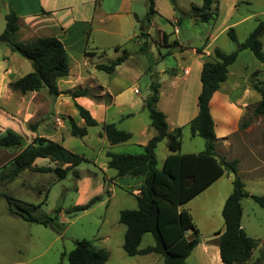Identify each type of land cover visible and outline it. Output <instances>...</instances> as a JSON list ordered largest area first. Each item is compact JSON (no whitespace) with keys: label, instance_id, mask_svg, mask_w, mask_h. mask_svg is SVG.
<instances>
[{"label":"crops","instance_id":"obj_1","mask_svg":"<svg viewBox=\"0 0 264 264\" xmlns=\"http://www.w3.org/2000/svg\"><path fill=\"white\" fill-rule=\"evenodd\" d=\"M195 1L187 0L186 10L180 6V0H175L178 9L188 20L185 24L188 35L183 34L182 20L177 17L176 9L169 7V0H155L156 14L146 36H142L138 19L145 18L149 0H0V35L5 29L6 15L14 11L18 16V30L12 35V41L27 42L55 37L68 53L70 69L68 76L58 81L60 94L57 97L50 96L46 89L21 94L13 91L11 84L33 72L32 64L7 45L0 46V132L12 130L24 140V146L16 148L8 158L12 160L26 145L38 138L54 141L70 152L85 157L92 165L93 170H72L78 178L75 189L84 197V201H79L80 206L89 201L86 196L93 199L107 195L109 205L119 203V200L127 202L126 194L135 197L144 179L119 177L116 170L108 167V154H141L156 135L146 115L148 111L144 108L150 94L152 75L160 84L157 108L166 115L169 131H182L181 154L203 152L205 140L193 136L189 126L199 112L203 65L214 58L215 49L232 53L227 50L231 49L228 46L231 42L228 35L230 29L234 30L239 43L248 38L258 21L264 19V0H214L212 8L217 11V16L208 23L190 16L192 7H201L204 2ZM240 4H256L260 10L243 15ZM166 23L175 29L176 39L173 41L164 28ZM245 25L250 27L244 32L242 40L239 32ZM143 45L146 46L144 50ZM243 52L230 66L227 80L212 96L210 112L218 139V158L238 160V176L244 182L246 191L251 196H261L256 194L255 189L264 186V117L253 116V109L262 97L253 89L251 77L259 72L256 79L264 82L261 78L264 71L260 70L264 63L254 56L259 63L255 72L252 73L248 66L236 67ZM124 53L128 54V58L113 73L98 69V66L109 65ZM139 84L142 92L135 89V85ZM78 89H89L93 95L73 98L68 94ZM77 106L88 111L97 122L82 138L85 140L92 134L94 141L85 143L81 151L72 145L76 137L71 135L69 123L70 119H74L80 127L85 125ZM248 116L252 117L250 124L241 130L242 121ZM107 124H114L119 130L130 133L132 138L125 143L111 145L103 131V126ZM91 130L94 132L91 133ZM164 142L166 153L161 160V168L172 154L168 148L169 141L166 139ZM156 156L159 165L158 150ZM55 166L47 159H37L34 163L36 168ZM82 172H85V178L80 176ZM98 175L101 181L97 180ZM233 180L234 176L225 172L185 205L200 233L198 246H203L204 264H222L219 240L225 230L224 219L222 217L223 222L217 226L203 230L187 205L199 196L216 191L219 195V214L222 216L225 202L233 190ZM249 184L252 186L249 187ZM122 193L123 198L120 196ZM125 209H134V206L118 208V216ZM242 211L243 221V201ZM60 219L64 222L61 214ZM212 222L210 217L205 220L206 225H212ZM187 237L193 238L192 231L187 232Z\"/></svg>","mask_w":264,"mask_h":264},{"label":"trees","instance_id":"obj_2","mask_svg":"<svg viewBox=\"0 0 264 264\" xmlns=\"http://www.w3.org/2000/svg\"><path fill=\"white\" fill-rule=\"evenodd\" d=\"M176 7L175 0H170ZM214 0H204L201 7H192L190 16L208 23L216 18L217 11L212 8ZM156 14L155 0H149V9L144 19H138L140 35L146 36V31ZM6 25L0 35V46L7 45L13 52L29 60L33 72L11 84L13 91L26 94L32 91L46 89L50 96L57 97L60 92L58 81L69 74V57L64 45L55 37H42L36 41L14 42L12 35L18 30V16L10 11L5 17ZM230 40L237 45V50L230 54L215 49L214 58L204 63L201 72L202 89L198 98V115L191 121L190 130L193 136L201 137L206 142V148L198 154H181L182 131H169L166 115L158 110L160 84L152 75L150 94L146 98L144 108L148 111L151 125L156 135L144 147L141 154H108V167L116 170L119 177H143V185L135 195L136 209H125L119 214V223L126 228L123 250L130 256H146L156 254L163 258L164 264H188L187 259L199 244V230L193 217L185 205L210 187L225 172L234 176L233 191L227 198L222 210L225 230L220 236L219 250L222 264H247L259 242L249 237L242 228V201L253 199L264 210V194L251 196L245 189V184L238 176V160L219 159L216 153L218 139L215 124L210 112V101L220 85L228 78L232 66L241 51L250 50L255 58L264 63L262 37L264 36V19L258 21L255 30L248 38L239 43L233 29L228 31ZM142 46V50L145 49ZM128 58L124 55L109 65L98 66L99 70L113 73L116 68ZM256 72L251 77L252 87L262 97L261 102L253 109V116L264 117V82L258 81ZM71 97L92 96L89 89H78L68 93ZM80 117L85 125L80 127L74 119H70V132L73 137L84 138L88 129L95 127L97 122L84 108L77 106ZM250 121L244 119L240 126L244 130ZM103 131L111 145L125 143L132 138L128 132L119 130L114 124L103 126ZM168 140V148L172 152L161 169H158L156 150L158 144ZM24 146L23 138L12 130L0 135V149L15 150ZM37 159H47L54 163L55 168H36ZM89 162L83 156L64 148L61 144L44 138H38L26 145L12 160L2 168L8 169V178L15 180L25 171L40 173L54 172L58 180H63L68 173L83 163ZM64 166H67L64 168ZM8 203L9 214L29 223L51 227L62 233L57 223L60 211L55 210L54 216L37 218L33 216L26 205L23 206L15 198L3 195ZM100 197H95L86 205L76 206L73 212L90 209ZM40 206V205H39ZM192 231L193 238L187 237ZM151 234L155 244L141 248L143 238ZM109 253L96 250L88 240H77L74 249L68 255V264H106Z\"/></svg>","mask_w":264,"mask_h":264},{"label":"rangeland","instance_id":"obj_3","mask_svg":"<svg viewBox=\"0 0 264 264\" xmlns=\"http://www.w3.org/2000/svg\"><path fill=\"white\" fill-rule=\"evenodd\" d=\"M186 1L180 0L179 4L188 10ZM195 2H199V0ZM168 5L170 8L176 9L177 17L182 20V32L188 35L185 28L188 20L184 13L177 6L175 7L170 0ZM262 6H264V3H262ZM259 10L260 8L256 4L253 6L240 4V13L243 15L252 14V12ZM248 27L250 26L245 25L242 31L239 32L240 39L243 38V34ZM164 28L169 39L171 41L175 40L174 27L166 23ZM262 41L264 43V37ZM228 46L231 47V49H227L229 52H235L238 48L232 41L228 43ZM243 53L236 67L248 66L252 73L255 72L254 70L259 63L254 58L253 53L250 50ZM246 54L249 56H245ZM260 70L264 71V67H261ZM262 75L261 78L264 80V72ZM135 89L142 92L141 84L135 85ZM146 115L149 117L147 112ZM251 118V116H248L246 120L250 121ZM91 131V133L94 132V130ZM2 134L4 132H0V135ZM93 141L94 138L90 134L85 140L75 138L72 145L75 146L76 150L81 151L85 143ZM157 150L158 168L160 169L161 160L166 153L164 141L158 144ZM13 153L14 150L0 149V264H68V255L74 249V242L77 240H88L94 249L107 251L109 260L106 264H164L163 258L159 255L150 254L130 257L123 250L126 228L119 223L117 210L124 206H134V209H136L137 202L134 196L126 194V197H128L127 202L119 200V203L115 202L109 205L107 195H102V198L100 197L101 201L90 209L73 212L74 207L80 206L79 201H84V197L80 196V193L75 189L78 178H76L74 171L71 170L63 180H58L54 172L40 173L34 171L24 172L15 180H10L8 178L9 170H4L2 167L10 161L8 157ZM76 169L77 171L93 170L92 165L88 162L81 164ZM80 176L85 178V172H82ZM98 177L97 180L101 181L100 175ZM97 180H94V182H97ZM248 186L251 187L252 185L249 184ZM263 188L264 186L255 189L256 194L263 195ZM222 190L223 188L220 192ZM3 195L15 198L23 206L31 205L27 208L37 218L54 216L55 210L58 209L60 213L57 223L60 224L62 233H58L51 227L29 223L10 215L8 203ZM120 196L123 198V193ZM86 199L92 200L91 196H86ZM218 200V193L212 191L204 196H199L187 205V208L193 210L196 220L203 230L223 222L221 213L219 214ZM87 203H84V205ZM243 206L244 217L242 223L246 228V233L259 242L258 248L247 264H264V210L251 198L243 199ZM60 214L64 222L61 221ZM208 217L212 219V225L205 224ZM154 244L153 236L146 234L141 248ZM202 248L203 246L199 245L193 250L187 259L188 264H204L205 256Z\"/></svg>","mask_w":264,"mask_h":264},{"label":"built area","instance_id":"obj_4","mask_svg":"<svg viewBox=\"0 0 264 264\" xmlns=\"http://www.w3.org/2000/svg\"><path fill=\"white\" fill-rule=\"evenodd\" d=\"M57 121H59V120H57Z\"/></svg>","mask_w":264,"mask_h":264}]
</instances>
